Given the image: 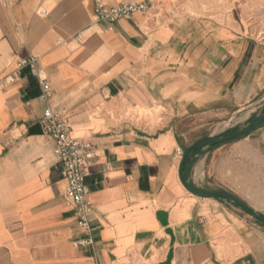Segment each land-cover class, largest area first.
<instances>
[{
	"label": "crops",
	"instance_id": "1",
	"mask_svg": "<svg viewBox=\"0 0 264 264\" xmlns=\"http://www.w3.org/2000/svg\"><path fill=\"white\" fill-rule=\"evenodd\" d=\"M255 1L109 0L151 5L109 29L95 0H0V264H264V124L197 147L264 108V42L247 24L264 16ZM30 56L49 103L18 71ZM48 105L95 148L88 233L64 199ZM155 107L165 121L128 119Z\"/></svg>",
	"mask_w": 264,
	"mask_h": 264
},
{
	"label": "built area",
	"instance_id": "2",
	"mask_svg": "<svg viewBox=\"0 0 264 264\" xmlns=\"http://www.w3.org/2000/svg\"><path fill=\"white\" fill-rule=\"evenodd\" d=\"M108 1L95 0L94 13L96 21L109 29L121 20H131L137 14H145L151 7L148 2L120 3L110 6ZM25 69H29L31 75L38 80L41 89L40 99L49 103L53 97V89L45 71L41 68L39 59L30 56L21 60L18 63V71ZM42 124L45 132L56 143L61 174L67 182L64 199L73 207L80 229L88 233L91 231L92 205L88 200L87 178L88 168L95 158V148L90 141L75 138L62 113L54 110L50 105L44 111ZM177 155L183 157V150L178 149ZM83 243L92 245L93 240L90 238Z\"/></svg>",
	"mask_w": 264,
	"mask_h": 264
},
{
	"label": "rangeland",
	"instance_id": "3",
	"mask_svg": "<svg viewBox=\"0 0 264 264\" xmlns=\"http://www.w3.org/2000/svg\"><path fill=\"white\" fill-rule=\"evenodd\" d=\"M258 1V0H256ZM255 1V2H256ZM258 3V2H256ZM257 5V4H255ZM257 7V6H256ZM255 6L253 5H249V6H245V13L249 15V17L252 15L253 10H254ZM226 9L228 11H230V7L227 6ZM259 10H261L262 12L264 11V0H259ZM251 18V17H250ZM247 24L251 25L253 27V25L255 27L259 26V30L258 31H254L253 35H255V37L259 38V40L264 42V16H261V18L259 19V21L257 20V22H253V20H250V22H248ZM262 106V105H261ZM163 113L165 114L164 110L162 108H153V109H131L128 113V119L133 121V122H141V121H147L151 124H155L156 122H161V121H165V117L163 115ZM260 115V114H264V108H262L261 110H258L257 113L255 115H252L250 118H245V117H231L228 119V125L229 126H235L234 128H232L231 130L227 131V133H224L221 135L222 137V141L224 142V138L228 137V136H235L237 134H240L242 132L248 131L251 128V124L253 123V121L255 120L256 115ZM264 124V123H263ZM261 124V125H263ZM200 141V138L198 136L194 137L191 136L189 137V144H196L197 142ZM206 172L208 170H210L209 165L207 163L206 167H205ZM261 185H264V182H260Z\"/></svg>",
	"mask_w": 264,
	"mask_h": 264
},
{
	"label": "water",
	"instance_id": "4",
	"mask_svg": "<svg viewBox=\"0 0 264 264\" xmlns=\"http://www.w3.org/2000/svg\"><path fill=\"white\" fill-rule=\"evenodd\" d=\"M264 123V114H260V115H257L255 117V120L253 121V123L251 124V128H258L261 124ZM232 137L228 136V137H225L224 140L225 141H228L230 140ZM222 141V138L221 139H213L207 143H201V144H198L197 147L199 148H204L205 146H215L217 144H219L220 142ZM185 156H188V157H191V152H187ZM225 197L235 203H237L238 205H240L241 207L245 208V205L240 202L237 198L231 196V195H228L226 194ZM252 214V217L255 219V220H260L259 219V215L257 212L255 211H252L251 212Z\"/></svg>",
	"mask_w": 264,
	"mask_h": 264
},
{
	"label": "trees",
	"instance_id": "5",
	"mask_svg": "<svg viewBox=\"0 0 264 264\" xmlns=\"http://www.w3.org/2000/svg\"><path fill=\"white\" fill-rule=\"evenodd\" d=\"M255 129H257V128H250L248 131H245V132H242V133H240V134H237V135H235V136H233V138H231L230 140H237V139H240V138H242V137H245V136H247L248 134H250L253 130H255ZM245 209L248 211V212H252V210L251 209H249V208H247V207H245ZM260 219H262L263 220V222H264V216H260Z\"/></svg>",
	"mask_w": 264,
	"mask_h": 264
}]
</instances>
